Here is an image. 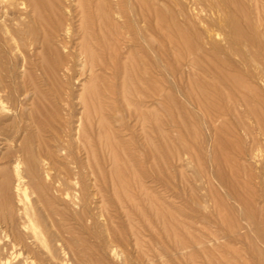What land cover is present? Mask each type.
Here are the masks:
<instances>
[{
	"label": "rangeland",
	"instance_id": "374dc122",
	"mask_svg": "<svg viewBox=\"0 0 264 264\" xmlns=\"http://www.w3.org/2000/svg\"><path fill=\"white\" fill-rule=\"evenodd\" d=\"M86 1L89 3L87 4ZM135 1L45 0L52 9L45 11L46 8L42 7L40 17L27 0H0V181L2 185L4 183L8 185L7 188L0 182V238L2 239L5 233L12 232L11 223L21 229V221L27 220L25 214L27 212L39 224L46 239L45 245L48 246L44 248L40 240H36L34 246L42 250L40 258L42 262L39 261L37 264L61 262L62 264L70 262L71 264H258L260 263L258 257L249 251L248 246L252 243L254 247L264 249L260 238L259 240L257 238L259 220L264 219L262 217L264 216V51H262L264 29L258 28L256 31L257 38L260 39V42L255 44L257 47L241 45L243 50L237 48V53L234 51L233 54L224 44L223 36L219 35V37L212 31V21L221 13L218 9V11L215 8L211 9L213 0H153L168 18L184 23V26L187 25L189 29L191 27L190 30H194L190 31L192 33L188 31V35L186 31L187 36L184 38L197 47L194 52H185L184 56V53L176 48L182 37H178L174 29L171 32L170 28L164 30L167 32L164 36L151 29H145L144 23L139 20L134 10ZM87 7L90 11L85 9ZM215 11L220 13H214ZM103 12L104 15L108 14L109 21ZM151 22L153 23V18ZM193 33L197 35L194 36ZM214 35L219 45L218 50L214 49V52L216 50L218 53L213 55L211 39H214ZM147 38L149 49L145 43ZM99 40H105L104 42L110 47L108 50L104 49L106 53L101 52L102 48L98 49ZM84 41H88L86 43L98 49L93 47L91 56L93 60H87L89 64L92 62V65L86 64V59L77 55L78 48ZM188 41L187 43H190ZM111 47H116L118 52H115V49L112 51ZM51 48L58 50L63 57H67L71 61L68 62L70 65H65L67 59L63 60L55 55ZM144 49L146 52H143ZM162 49L167 55L166 62L158 66L156 54ZM113 52L116 53L117 71L120 70L116 77L111 71L113 65L110 66L113 63ZM182 55L185 58H182ZM75 57L77 59L74 61ZM145 57L149 62L143 63ZM243 57L246 58L247 63ZM108 59L110 61L105 63ZM192 59H195L196 63L200 61L196 64L191 61ZM94 63L98 66L93 65ZM100 63H104L106 67L104 68V65L99 67ZM215 63L219 66L217 67L218 64ZM71 64H73L72 69ZM48 68L56 75L50 72L49 74ZM65 68L68 70L64 72ZM126 68L129 69L128 72ZM215 68L222 69V75L225 72V77L232 86L229 81L228 83L225 81L227 78L215 74ZM130 70H133V73L137 72L135 73L137 79L142 77L138 86L149 87L146 85L152 81V84L149 82L150 87L146 90L138 88L137 79L134 78L135 82L134 79L130 82L128 76V79H125L126 75L132 73ZM231 72L237 73L238 78L235 76V79L237 81L240 79L239 82L235 81V84L232 82L235 79ZM66 73H69V76ZM143 77L150 79L146 83ZM241 82L245 85L238 84ZM236 84L239 88L233 90L232 87ZM197 85L212 92L208 93L206 90L201 94L204 91L198 86L202 95L200 97ZM134 86H137L136 89ZM159 86L166 95L163 105H159V93L155 91L156 95L154 92ZM132 88L135 94L137 88H141L140 91L147 92L149 89L152 92L148 93V99H146L148 96L143 97L145 95L142 94L140 100L144 103L135 105L132 103L135 98L133 91L130 90ZM118 89L122 97L117 94ZM110 91L111 93L116 91L117 97ZM213 92L219 96L215 99L217 98L221 103L211 99L214 97ZM208 94L211 98L205 97L209 96ZM243 95L244 101L241 98ZM64 97L69 101L66 99V102ZM197 98H200L202 103ZM214 103L218 106L216 107ZM201 104L208 109L210 115L203 111L205 109ZM134 111L142 112L140 114L144 119L151 113L162 115L157 116L162 120V131L166 134L164 136L163 132L166 141H164L166 144L164 142L163 144L166 147L162 153L165 154L162 156L161 153L158 154L163 157L162 159L157 155L154 156L155 158L152 155L146 157V150L142 151L147 145L146 136L150 135L148 137L150 139L152 133L150 134L149 131L147 132L149 135L144 136L142 117L139 116L141 119L135 121L134 114H137L136 118L140 114ZM214 112L218 115L216 113L215 116ZM128 115L130 118H127ZM114 116L118 121L121 118V121L118 122ZM80 117L86 118L83 119V128L88 132L84 129L82 140L77 138L78 135L76 136L80 128L78 122ZM40 118L46 119L47 125L43 120L42 126L39 123ZM55 120L58 121V123L56 121L57 126L54 125ZM65 121L69 122V127L66 125L68 122ZM48 124H51V127H47L50 126ZM68 129L71 131L69 132ZM15 130L18 133L13 141H10L9 134L10 132L11 135L15 134ZM67 132L72 134L70 140L69 135H66ZM86 137L88 140L85 139ZM153 137L155 138V134ZM44 138L46 141H43ZM130 139L133 141H129ZM155 140L152 142H157ZM112 141L116 143L115 146L110 143ZM22 142L23 147L20 146ZM38 142H40L39 146ZM82 142L83 144L86 142L84 146ZM66 143L69 148L68 155L64 150ZM85 146L89 149H85ZM111 147L115 150H111ZM87 150L90 154H87ZM47 153L50 159L47 158ZM17 162L18 164L21 162L19 166L17 165L19 171L16 169L19 175L14 173ZM65 172L69 174L66 175ZM5 177L8 178L6 179L9 180L8 182ZM17 181L21 187L27 186L28 198L20 194L21 201L19 195L16 196ZM74 183L79 186L77 184L75 186ZM54 184L56 187H61L59 192L52 187ZM4 187L6 191H3ZM52 208L57 210L56 214L60 209H64L66 215L64 218L60 210L63 216L61 212H59L61 218L59 214L54 215V222L56 224L64 222L60 224H67L66 227L72 229L70 236L68 233L62 234V237L65 235L63 238H66L64 245L60 244L62 243L60 241L57 244V231L50 226L51 221L47 214ZM78 216L82 220H79ZM78 220L82 222L79 223ZM68 223L72 226H68ZM61 245L65 248H61ZM3 253L5 255V251ZM19 256V259H22L23 255Z\"/></svg>",
	"mask_w": 264,
	"mask_h": 264
},
{
	"label": "bare ground",
	"instance_id": "6f19581e",
	"mask_svg": "<svg viewBox=\"0 0 264 264\" xmlns=\"http://www.w3.org/2000/svg\"><path fill=\"white\" fill-rule=\"evenodd\" d=\"M26 1V0H25ZM126 1V0H125ZM27 2H28V4H30L31 5V7H32V9H33V11L37 14V16H40V11H41V8L43 7V9H44V7L46 8L45 9V11L47 10V9H49V10H51L52 9V7H50V5H48V3L47 2H45V0H27ZM26 2V3H27ZM54 2V1H53ZM84 2H85V0H84ZM136 2V7H135V9L134 10H136V14H137V16L139 17V20H141L143 23H144V26H145V29H151V30H153V31H156V32H158V34L160 35V36H164L165 35V32L166 31H164V30H166V29H169L170 30V32H171V30H173V31H175L174 33H176L177 34V36L178 37H182L181 39L180 38H178V40L180 39V40H182L181 42H178L177 43V49H179L180 51H182L183 53V55L185 56L186 54H185V52H191V51H193L197 46H195L194 47V45H192V42L190 41V43H187V41L188 40H186V38H184V37H186L187 35H188V31H189V33H192V32H190V31H194V30H190L191 29V27H190V29H189V27L186 25V26H184L185 24L184 23H178V22H176V21H174L172 18H168V16H166V14L164 13V11H163V9L161 8V7H159L158 5H156L155 4V1H153V0H136L135 1ZM81 3V2H80ZM86 3H87V1H86ZM86 3L84 4V6L86 5ZM89 3V2H88ZM87 3V4H88ZM92 3V2H91ZM108 5V4H107ZM212 6V8L211 9H213V8H215L216 10L218 9V10H220L221 11V13H222V15H221V13H220V11L218 12V13H220V16L218 17V15H216V14H214L215 16H217L218 18H216L215 20H213L212 22V31H214V34H216V35H222L223 36V38H222V40H224L225 42H224V44L225 45H227V47L231 50V52H233V54H235V52H236V50H237V48H239L238 50H240V48L242 49V47H247V46H253V45H255L256 43H259L260 42V39L259 38H257V34H256V31H258L257 29L258 28H261V29H264V0H215V2H214V0H213V2H212V4H211ZM100 6V5H99ZM216 6V7H215ZM91 7V6H90ZM96 8V7H95ZM105 9H106V7H104ZM103 8V9H104ZM107 8H108V6H107ZM83 9V8H82ZM87 11H90V10H88V7L87 8H85ZM90 9V8H89ZM104 9V10H105ZM125 9V8H124ZM84 10V9H83ZM214 10V9H213ZM212 10V11H213ZM217 10V11H218ZM82 11V10H81ZM95 11V10H94ZM107 11V13H108V10H106ZM129 11V10H128ZM127 10H126V12H128ZM217 11H215L214 13H217ZM53 12H55V11H53ZM86 13V12H85ZM84 13V14H85ZM92 13V12H91ZM106 13V12H105ZM217 13V14H218ZM93 14H94V12H93ZM97 14V13H96ZM95 14V15H96ZM99 14V13H98ZM103 15H104V12H103ZM56 16H57V14H56ZM88 16H90V15H88ZM104 16H106L107 18H108V21H109V17H108V14L107 15H104ZM36 17V16H35ZM41 17V16H40ZM47 18V17H46ZM89 18V17H88ZM152 18H153V23L151 22L152 21ZM89 19H92V18H89ZM104 19V18H103ZM105 21L107 20L106 18L104 19ZM90 22H92V21H90ZM93 23V22H92ZM105 23V22H104ZM110 23H112V22H110ZM4 24V23H3ZM108 24V23H107ZM93 25V24H92ZM112 25V24H111ZM130 25V24H129ZM104 26V25H103ZM84 27H85V24H84ZM111 27V26H110ZM116 27V26H115ZM132 27V26H131ZM90 28V27H89ZM101 28H102V26H101ZM108 28V27H107ZM114 28V27H113ZM106 29V28H105ZM147 29V30H148ZM193 29V28H192ZM260 30V29H259ZM89 31V30H88ZM104 31V30H103ZM106 31H108V30H106ZM116 31V30H115ZM152 31V32H153ZM186 31H187V35H186ZM105 32V31H104ZM147 32V31H146ZM155 32V33H156ZM163 32H164V34H163ZM92 33V32H91ZM167 33V32H166ZM259 33V32H258ZM113 34H115L114 33V31H113ZM151 34V33H150ZM157 34V35H158ZM195 33H193V35H194ZM262 34H264V33H262ZM42 35V34H41ZM173 35V34H172ZM190 35V34H189ZM197 34H195L194 36H196ZM260 35V34H259ZM99 36V35H98ZM101 36V35H100ZM105 36V35H104ZM104 36H103V38H104ZM176 36V35H175ZM191 36V35H190ZM116 37V36H115ZM220 37V36H219ZM100 38V37H99ZM110 38V37H109ZM158 38V37H157ZM164 38H166V37H164ZM190 38V37H189ZM192 38V37H191ZM158 39H161V40H163L162 38H158ZM188 39V38H187ZM214 39H215V35H214ZM211 39V44H212V47H213V50H212V52L211 53H213V55L214 54H217L218 53V51H217V53H216V50H218L217 49V47H218V42L216 41L217 39ZM101 40H103V39H101ZM101 40H99V42L97 41V44L99 45V47H98V49L99 50H101L100 48H102L103 50H101V52L103 53H106L105 51H104V49H106V50H108V45L104 42V41H101ZM194 40V39H193ZM158 41V40H157ZM188 41V42H189ZM262 41H264V40H262ZM86 42H88V41H86ZM85 41L80 45V48H78V51H77V55H80L81 57L83 56V58L84 59H86V61L87 60H93V58L91 57L92 56V48L94 47V49L96 48V46H93L92 47V45H90V43L88 44V43H86ZM108 42V41H107ZM176 42V41H175ZM198 42V41H197ZM66 43V42H65ZM146 45H148L147 47H148V49H149V39L147 38L146 39ZM181 43V44H180ZM15 44V43H14ZM163 44V43H162ZM194 44H196V42L194 43ZM198 44H200L199 42H198ZM240 45V47H237V46H239ZM241 45H242V47H241ZM243 45H245V46H243ZM259 45V44H258ZM262 45H264V44H262ZM52 46H54V45H52ZM256 47H257V45H255ZM114 47V46H113ZM198 47H199V45H198ZM249 47V48H250ZM216 48V50H215V52H214V49ZM227 48V49H228ZM262 48H264V47H262ZM52 49V48H51ZM94 49H93V51H94ZM97 49V48H96ZM97 49V50H98ZM109 49H110V47H109ZM113 49H115L114 51L115 52H118V49L115 47V48H112L111 47V50L113 51ZM134 48H132V50H133ZM220 49V48H219ZM227 49H225V51L227 50ZM228 49V50H229ZM48 50V49H47ZM52 50H54V49H52ZM233 50V51H232ZM243 50V49H242ZM255 50V49H254ZM235 51V52H234ZM257 51V50H256ZM262 51H264V49H262ZM52 52V51H51ZM54 53H55V55H58V56H60L61 57V59H67V57H63L62 55H60L59 54V51L57 50V51H53ZM95 52V51H94ZM143 52H146L145 51V49L143 50ZM194 52V51H193ZM220 52V51H219ZM229 52V51H228ZM240 52V51H239ZM251 52V51H250ZM259 52H261V51H259ZM58 53V54H57ZM97 53H99V52H97ZM102 53H100V57H102L101 55H102ZM132 53V52H131ZM210 53V52H209ZM227 53V52H226ZM237 53V52H236ZM241 53V52H240ZM70 54H72L71 52H70ZM113 54H114V52H113ZM112 54V55H113ZM118 54V53H117ZM133 54V53H132ZM239 54V53H238ZM242 54H244V53H242ZM261 54V53H260ZM54 55V54H53ZM74 55V54H73ZM97 55V54H96ZM99 55V54H98ZM105 55H107V54H105ZM104 55V56H105ZM131 55V54H130ZM151 55V54H150ZM182 55V56H183ZM225 55V54H224ZM230 55H232V53L230 54ZM75 56V55H74ZM74 56H73V58H74ZM107 56H109V55H107ZM111 56V55H110ZM143 56V55H142ZM147 56V55H146ZM166 52L164 53V50L162 49V51L161 50H159L158 52H157V54H156V59H157V64H158V66H160V65H162L163 63H165L166 62ZM181 56V57H182ZM182 57V58H185V57ZM201 56V55H200ZM203 56V55H202ZM205 56V55H204ZM216 56H218V55H216ZM242 56H244V55H242ZM255 56V55H254ZM262 56V55H261ZM71 57H72V55H71ZM144 57V56H143ZM148 57V56H147ZM147 57H145L146 59L144 60V62L143 63H146L145 61H147V62H149V60H148V58ZM181 57H180V59H181ZM198 57V56H197ZM206 57H207V54H206ZM219 57V56H218ZM225 57V56H224ZM227 57H229V56H227ZM241 57V56H240ZM245 57V56H244ZM243 57V58H244ZM252 57V56H251ZM45 58V57H44ZM73 58H72V60H73ZM99 58V57H98ZM106 58V57H105ZM139 58V57H138ZM137 58V59H138ZM195 58V57H194ZM205 58V57H204ZM210 58V57H209ZM208 58V59H209ZM242 58V59H243ZM257 58V57H256ZM47 59V58H46ZM77 58L75 57V59H74V61L76 60ZM100 59V58H99ZM134 59V58H133ZM197 59V58H196ZM201 59V58H200ZM206 59V58H205ZM215 59V58H214ZM213 58H212V60H214ZM218 59V58H217ZM216 59V60H217ZM224 59H226V57L224 58ZM224 59H222V60H224ZM228 59V58H227ZM245 60H246V58H244ZM243 59V60H244ZM70 60H71V58H70ZM82 60V59H81ZM91 60V61H92ZM115 60H116V53L112 56V61H113V63H111V65L110 66H112V74H113V76H117V73H119L118 71H120V70H118L117 71V69H118V67H117V62H115ZM184 60V59H183ZM231 60V59H230ZM242 60V61H243ZM244 60V61H245ZM58 61V60H57ZM100 61V60H99ZM110 60L108 59L107 60V62H105V63H108ZM136 61V60H135ZM192 62H194V63H196V60L195 59H192L191 60ZM200 61V60H199ZM199 61L196 63V64H198L199 63ZM244 61H243V63H244ZM61 61H59V63H60ZM64 62H66V61H64ZM68 62H70L71 63V61H69L68 59H67V64L65 63V65H70V64H68ZM73 62V61H72ZM84 62H85V60H84ZM88 62V61H87ZM86 62V64H89V62L87 63ZM98 62V61H97ZM134 62V61H133ZM201 62L203 63V61L201 60ZM92 63V62H91ZM90 63V64H91ZM246 63H247V60H246ZM61 64V63H60ZM59 64V65H60ZM86 64H84V65H86ZM89 64V65H90ZM97 65V63H94L93 65ZM131 64V63H130ZM136 64H137V61H136ZM151 64V63H150ZM215 64H218V63H215ZM214 64V65H215ZM222 64V63H221ZM238 64V63H237ZM72 65L73 64H71V66H70V68L72 67ZM92 65V64H91ZM100 65L101 66H99V67H102L103 65V67L105 68L106 67V65L104 64V63H100ZM108 65V64H107ZM129 65V64H128ZM134 65V64H133ZM133 65H130L131 67H133ZM147 65H148V63H147ZM235 65V64H234ZM234 65H232V67L234 66ZM62 66V65H61ZM63 66H64V64H63ZM62 66V69H64V67ZM98 66V65H97ZM130 66H128L129 67V69H130ZM150 66V65H149ZM219 66V64L217 65V67ZM44 67H46V66H44ZM60 67V66H59ZM67 67V66H66ZM136 67V66H135ZM144 67V66H143ZM216 67V66H215ZM47 68V67H46ZM54 68V67H53ZM61 68V67H60ZM84 69H85V67H83ZM89 68H91V67H89ZM134 68V67H133ZM138 68V67H137ZM150 68V67H149ZM214 68V67H213ZM234 68H236V72H237V67H236V65H235V67ZM50 69H52V68H50ZM56 70H57V68H55ZM72 69V68H71ZM127 69V68H126ZM129 69H127V71L126 72H128V70ZM132 69V68H131ZM216 70H215V74H217V75H219V76H223L222 78H227V77H225V72H224V75H222V73H221V71H222V69L220 70V69H218V68H215ZM61 70V69H60ZM66 70H68V68L66 69L65 68V70H63L64 72L66 71ZM224 70V69H223ZM58 71H59V69H58ZM132 73H133V70H130ZM239 71V70H238ZM257 71V70H256ZM50 72V70H49V68H48V73ZM71 72V71H70ZM131 72H129V73H131ZM213 72V71H212ZM50 73H52V74H55L56 75V73L54 72H50ZM49 73V74H50ZM128 74V75H126V78L125 79H128L127 78V76L129 77V81L130 80H133L134 78L135 79H137V77H135V73H137L136 71H135V73H133V74ZM232 73V72H231ZM230 73V74H231ZM234 73V72H233ZM232 73V77L235 79V76L238 78V76L236 75V74H233ZM67 74V73H66ZM69 74V73H68ZM67 74V76H69ZM111 74V73H110ZM214 74V73H213ZM137 75V74H136ZM141 75V74H140ZM227 75H229V74H227ZM145 77V76H144ZM143 77V78H144ZM231 77V80H233V78ZM98 79V78H97ZM124 79V80H125ZM135 79H134V82H135ZM146 78H144L143 79V81H145L146 83H147V81H149V79L150 78H148L147 77V79L145 80ZM127 80V81H128ZM142 80V77H140V78H138L137 79V86H138V84H139V81H141ZM217 80V79H216ZM127 81H126V83H127ZM212 81V80H211ZM218 81H220V80H218ZM225 81H227V83H228V81H229V79L227 78ZM235 81L236 82H239L240 81V79H239V81H237V79H235L234 81H232L234 84H235ZM124 82V81H123ZM131 82V81H130ZM150 82V81H149ZM149 82L147 83L148 85H146L145 83V85L146 86H149L150 87V85H149ZM195 82V81H194ZM245 82H247V81H244V83ZM126 83H124L125 85H126ZM129 83V82H128ZM141 83H143V82H141ZM140 83V84H141ZM229 83H231L230 81H229ZM135 84V85H136ZM150 84H152V81L150 82ZM217 84V83H216ZM220 84V83H219ZM239 85H245V84H243L242 82L241 83H238ZM238 84H236V86L235 85H233V90L235 89H237V88H239L237 85ZM203 85V84H202ZM227 85H229V84H227ZM231 86H232V83L230 84ZM229 85V86H230ZM89 86V85H88ZM131 86V85H130ZM137 86H134V88L136 89V87ZM199 85H197V89H198V91H199V95H200V88L202 89V91H204V92H202L201 94H204L205 92H206V90H204L202 87H198ZM204 86V85H203ZM226 86V85H225ZM235 86V87H234ZM111 87H113V86H111ZM110 87V88H111ZM117 87V86H116ZM139 87H141V88H145L144 86L142 87V86H138V88ZM149 87H146L145 88V90L147 89V88H149ZM154 87V86H153ZM207 87H209V86H207ZM246 87H247V84H246ZM248 87H250L249 85H248ZM114 88H115V86H114ZM119 88V87H118ZM131 88V87H130ZM134 88H132V89H130V90H134ZM137 88V90H136V94H135V92L133 91H131L132 92V94L133 95H135V98H134V96H131V98H134L133 100H132V103H134L135 105H137L138 103H144V102H141V100H140V96H142V94L143 95H145V96H143V97H146V96H148L146 99H148L149 98V92H152L151 90L149 91V89L147 90V92L144 90V91H140V90H142L141 88L140 89H138ZM210 88H212V87H210ZM221 88V87H220ZM223 88H224V86H223ZM254 88V87H253ZM128 89V88H127ZM156 89V90H155ZM154 89V92L156 91V92H158L159 93V105H163L164 104V102H165V100H164V96H166V95H164V90H163V88L162 87H158V88H155ZM228 89V88H227ZM230 89V88H229ZM250 89H251V87H250ZM255 89V88H254ZM116 90V89H115ZM119 90L120 89H118V95L121 93H119ZM212 90H214V88H212ZM225 90V89H224ZM93 91V90H92ZM111 91H112V89H111ZM111 91H110V93H111ZM123 91V90H122ZM140 91V92H139ZM163 91V92H162ZM208 91V90H207ZM209 91H211V90H209ZM209 91H208V93H209ZM215 91H217V90H215ZM214 91V92H215ZM230 91V90H229ZM96 92H98V91H96ZM125 92V91H124ZM131 92H129L130 94H131ZM153 92V93H154ZM156 92H155V94H156ZM212 92V91H211ZM213 92V93H214ZM114 93V94H113ZM115 93H116V91L115 92H112L111 94L114 96L115 95ZM128 93V92H127ZM163 93V94H162ZM197 93V92H196ZM229 93V92H228ZM230 93H231V91H230ZM232 93H233V91H232ZM122 94V93H121ZM120 94V95H121ZM131 94V95H132ZM207 94V93H206ZM226 93L224 92V95H225ZM88 95H90V94H87V96ZM127 95V94H126ZM157 95V94H156ZM209 96H205V97H208V98H211L210 97V94H208ZM231 95H233V94H231ZM245 95V94H244ZM244 95L241 97L242 99H243V97H244ZM253 95V94H252ZM66 96V95H65ZM116 96V95H115ZM196 96H198V95H196ZM196 96H195V99H196ZM202 95H200V97H201ZM212 96H214L213 98H211V99H214L213 101L215 102H218V103H221V102H219L218 101V99L216 100L215 99V97L217 96V95H215V93L212 95ZM228 96V95H227ZM239 96V95H238ZM255 96V95H254ZM84 97V96H83ZM117 97V96H116ZM115 97V100L117 99ZM121 97H122V95H121ZM127 97V96H126ZM217 97H219V96H217ZM223 97V96H222ZM229 97V96H228ZM246 97V96H245ZM88 98V97H87ZM66 102H67V98H63ZM67 99V100H66ZM79 99V98H78ZM145 99V100H146ZM200 99V98H199ZM198 98H197V100L198 101H200ZM207 99V98H206ZM220 99V98H219ZM238 98H236V100H237ZM245 99V98H244ZM244 99H243V101H244ZM89 100V99H88ZM135 100V101H134ZM143 100V99H142ZM145 100H143V101H145ZM228 100H230V99H228ZM239 100V99H238ZM249 100V99H248ZM69 101V100H68ZM197 101V102H198ZM202 101V100H201ZM200 101V103H202ZM212 100H211V102H213ZM224 101V100H223ZM1 102V101H0ZM65 102V103H66ZM147 102V101H146ZM145 102V103H146ZM36 103H37V101H36ZM91 103V102H90ZM203 103H204V100H203ZM31 104V103H30ZM67 104V103H66ZM86 104H87V102H86ZM88 104H89V101H88ZM167 104V103H166ZM213 104V103H212ZM215 104V106L217 105L216 103H214ZM231 104H232V102H231ZM40 105V104H39ZM202 105V104H201ZM207 105H209L208 104V102H207ZM246 105V104H245ZM249 105V104H248ZM247 105V106H248ZM33 106V105H32ZM88 105H86V107H87ZM100 106V105H99ZM99 106H98V109H100L101 108V106H100V108H99ZM147 106V105H146ZM166 106V105H165ZM198 106H199V104H198ZM204 105H202L201 107H203ZM218 106V105H217ZM216 106V107H217ZM232 106V105H231ZM246 106V107H247ZM250 106V105H249ZM42 107H43V105H42ZM54 107V106H53ZM86 107H85V109H86ZM205 107V106H204ZM203 107V108H204ZM32 108V107H31ZM92 108V107H91ZM163 109H164V107H162ZM199 108V107H198ZM230 108V107H229ZM36 109V108H35ZM45 109V108H44ZM43 109V110H44ZM87 109H90V108H87ZM96 109V108H95ZM205 110H203L204 112L206 111H208V109L207 108H204ZM207 109V110H206ZM18 110V109H17ZM101 110V109H100ZM214 110V109H213ZM217 110V109H216ZM254 110V109H253ZM15 111V110H14ZM38 111V110H37ZM93 111V110H92ZM97 111V110H96ZM209 111H211V110H209ZM251 111H252V109H251ZM17 112V111H16ZM33 112V111H32ZM57 112V111H56ZM101 112V111H100ZM134 112H138V111H134ZM41 113V112H40ZM43 113V112H42ZM98 113V112H97ZM141 114H142V112H140ZM139 112H138V114H140ZM148 113V112H147ZM149 113H151L150 111H149ZM215 113V116H216V113L217 112H214ZM34 114V113H33ZM56 114V113H55ZM60 114V113H59ZM128 114H131L132 115V113H129L128 112ZM138 115V118H136L137 116V114L135 113L134 115H135V121H137L139 118L141 119V117H142V115ZM156 115H154V114H150V116H147L145 119L142 117V119H144V121L141 119V121H142V125L144 126V133H145V135L144 136H146V135H149L148 133H149V131H150V134H151V136L153 137V135L155 134V138L153 137H151L152 138V140H151V138L149 139L148 137L150 136H146V138H145V141H146V143L145 144H147L146 146H145V149L144 150H142L143 152L146 150V152H145V155H146V157L148 156H150L151 157V155L154 157L155 155H157V156H159L160 157V155H158V154H160L161 153V156L163 155V154H165V153H162L164 150V147H166V141L164 140V136H166V134H165V132L164 131H162L163 130V128H162V124H161V121L162 120H160L157 116H162V115H158L157 113H155ZM162 114V113H161ZM207 114L208 115H210V113L209 112H207ZM206 114V115H207ZM23 115V114H22ZM58 115V114H57ZM61 115V114H60ZM148 115V114H147ZM212 115V114H211ZM217 115H218V113H217ZM55 116V115H54ZM53 116V119H55V117ZM129 117H127V118H130V115H128ZM139 116H141V117H139ZM205 116V115H204ZM61 117V116H60ZM71 117V116H70ZM87 117V116H86ZM114 117H116V116H114ZM132 117H134L133 115H132ZM145 117V116H144ZM210 117H213V116H210ZM51 118V117H50ZM68 118H69V116H68ZM90 118V117H89ZM88 118V119H89ZM112 118H113V116H112ZM52 119V120H53ZM66 119V118H65ZM64 119V120H65ZM83 119H86V118H83V117H80V121H78L79 122V126H80V128H79V130H78V132L75 130V132H77L78 134H76V136H77V138L79 139V140H82L83 139V137H81V135H82V133L84 132V129H86V128H83ZM87 119V120H88ZM116 120L118 119L117 117L115 118ZM115 119H114V121H115ZM120 120L119 121H121V118H119ZM137 119V120H136ZM183 119V118H182ZM211 119V118H210ZM228 119V118H227ZM40 121H39V123L40 124H42L43 122H45V121H47L46 119L44 120V119H42L41 120V118L39 119ZM44 120V121H43ZM68 120V119H67ZM90 120H92L91 118H90ZM101 120V119H100ZM179 120V119H178ZM41 121H43V122H41ZM56 121L57 120H55V124L54 125H56ZM58 121H60L59 119H58ZM58 121H57V123H58ZM118 121V120H117ZM118 121V122H119ZM140 121V122H141ZM210 121V120H209ZM217 121V120H216ZM227 121V120H226ZM229 121V120H228ZM49 122V121H48ZM62 122V125H63V121H61ZM68 121H65V123H67ZM86 122H88V121H86ZM116 122V121H115ZM139 122V121H138ZM208 122V121H207ZM31 123H33V122H31ZM46 123V122H45ZM50 123H52L51 121H50ZM92 123V122H91ZM90 123V124H91ZM131 123H133V122H131ZM144 123H145V125H144ZM37 124V123H36ZM68 124H69V122L66 124L67 125V127H69L68 126ZM77 124V123H76ZM88 124H89V122H88ZM93 124V123H92ZM91 124V125H92ZM134 124V123H133ZM163 124H164V122H163ZM213 124V123H212ZM46 125H47V123H46ZM48 125H50V126H47V127H51V124H48ZM53 125V126H54ZM110 125V124H109ZM226 125V124H225ZM42 126H43V124H42ZM57 126V125H56ZM78 126V127H79ZM99 126V125H98ZM128 126V125H127ZM147 126L149 127V128H147ZM21 127V126H20ZM55 127V126H54ZM54 127H52V128H54ZM78 127H77V129H78ZM89 127V126H88ZM103 127H104V125H103ZM107 127V126H106ZM120 127V126H119ZM135 127V126H134ZM213 127V126H212ZM18 127H16V129H17ZM89 128H91V127H89ZM127 128V127H126ZM125 128V129H126ZM136 128V127H135ZM162 128V129H161ZM19 130L21 129V128H18ZM38 129V128H37ZM50 129V128H49ZM70 129V128H69ZM68 129V131L70 132L71 130H69ZM120 128H118V130H119ZM228 129V128H227ZM41 130V129H40ZM81 130H83L82 132H81ZM107 130H109V129H107ZM16 131V130H15ZM26 131V130H25ZM24 131V132H25ZM86 132H87V129L85 130ZM89 131V130H88ZM115 131V130H114ZM113 131V134H115V132ZM146 131V132H145ZM195 131V130H194ZM56 132V131H55ZM69 132H67L66 133V135L68 136V139H69V137L72 135L71 133L69 134ZM137 132V131H136ZM140 132V131H139ZM148 132V133H147ZM163 132H164V136H163ZM189 132V131H188ZM17 131H16V133L15 134H13V135H11L12 134V132H10V141H13V138L14 137H16V135H17ZM33 133V132H32ZM88 133V132H87ZM104 133V132H103ZM121 133V132H120ZM147 133V134H146ZM195 133V132H194ZM56 134V133H55ZM60 134V133H59ZM6 135H7V133H6ZM35 135V134H34ZM57 135H58V133H57ZM56 135V136H57ZM62 135V134H61ZM5 136V135H4ZM8 136V135H7ZM35 136H37V135H35ZM50 136V135H49ZM53 136H54V134H53ZM55 136V137H56ZM89 136V135H88ZM72 137V136H71ZM197 137V136H196ZM7 138V137H6ZM50 138H51V136H50ZM50 138H48V139H50ZM76 138V139H77ZM82 138V139H81ZM89 138V137H88ZM96 139H97V137H95ZM20 139V138H19ZM56 139V138H55ZM55 139H54V141H55ZM85 139H87V137L85 138ZM122 139V138H121ZM154 139H156L155 141H157V142H155V143H153L154 141ZM8 140V141H9ZM16 140V139H15ZM53 140V139H52ZM70 140V139H69ZM88 140V139H87ZM90 140V139H89ZM92 141H93V139H91ZM98 140V139H97ZM110 140V139H109ZM24 141V140H23ZM43 141H46L45 140V138H44V140ZM102 141V140H101ZM105 141H107V139L105 140ZM111 141V140H110ZM129 141H133V140H129ZM153 141V142H152ZM165 141V142H164ZM25 142V141H24ZM27 142V141H26ZM41 142H42V139H41ZM84 142V141H83ZM83 142L81 143L83 146L85 145V143L83 144ZM118 142V141H117ZM121 142V141H120ZM163 142L165 143V144H163ZM13 143V142H12ZM19 143H20V141H19ZM40 142H38V146L40 145L39 144ZM43 143H45V142H43ZM67 143H68V141H67ZM66 143V144H67ZM71 143V142H70ZM102 143V142H101ZM109 143V142H108ZM107 142H106V144H108ZM110 143H112V144H114L113 143V141L112 142H110ZM109 143V144H110ZM119 143V142H118ZM117 143V146L119 145ZM128 143V142H127ZM143 143V142H142ZM99 144H100V142H99ZM108 144V145H109ZM19 145V144H18ZM88 145H90L89 146V148L91 147V144H90V142L88 143ZM93 145V144H92ZM98 145V144H97ZM111 145V144H110ZM116 145V143L114 144V145H112V146H115ZM165 145V146H164ZM21 147H23L24 146V143L22 142V145H20ZM19 146V147H20ZM68 146V144L66 145V147L64 148V150H65V154L66 155H68V151H69V148L67 147ZM94 146V145H93ZM107 146V145H106ZM131 146V145H130ZM82 147V146H81ZM86 147V148H85ZM84 148L85 149H89V148H87L88 146H85ZM95 147V146H94ZM119 147V146H118ZM122 147V146H121ZM222 147V146H221ZM16 148V147H15ZM36 148H38V147H36ZM71 148V147H70ZM109 147H107V149H108ZM116 148V147H115ZM133 148V147H132ZM40 149V148H39ZM84 149V150H85ZM129 149V148H128ZM167 149V148H166ZM11 150V149H10ZM19 150H20V148H19ZM91 150V149H90ZM95 150V153H96V149H94ZM104 150V149H103ZM111 150H115L114 149V147L112 148L111 147ZM118 150V149H117ZM116 150V151H117ZM127 150V149H126ZM133 150V149H132ZM251 150V149H250ZM23 151H25V149L23 150ZM89 150H87V152H88ZM109 151V150H108ZM115 151V152H116ZM131 151V150H130ZM129 151V152H130ZM166 151V150H165ZM19 152V151H18ZM35 152V151H34ZM38 152V151H37ZM71 152V151H70ZM86 152V151H85ZM90 152V151H89ZM87 153V154H90V153ZM112 152V151H111ZM115 152H113V153H115ZM118 152V151H117ZM136 152V151H135ZM92 153V152H91ZM196 153V152H195ZM11 154V153H10ZM36 154V153H35ZM38 154V153H37ZM49 153H47V158H49L50 157V155H48ZM112 154V153H111ZM130 154V153H129ZM134 154V153H133ZM177 154V153H176ZM101 155V154H100ZM132 155V154H131ZM27 156V155H26ZM25 156V158H27ZM118 156V155H117ZM132 157V156H131ZM133 157H134V155H133ZM199 157V156H198ZM20 158V157H19ZM18 158V161H20V159ZM96 158V157H95ZM111 158V157H110ZM115 158V157H114ZM118 158V157H117ZM121 158V157H120ZM155 158V157H154ZM161 158V157H160ZM163 158V157H162ZM161 158V159H162ZM28 159V158H27ZM50 159V158H49ZM80 159V158H79ZM165 159V158H164ZM60 160V159H59ZM14 161V160H13ZM53 161V160H52ZM27 162H29V161H27ZM83 162V161H82ZM97 162V161H96ZM15 163V162H14ZM21 163V162H20ZM19 163V164H20ZM72 163V162H71ZM139 163V162H138ZM19 164H18V162L16 163V168L14 169L15 171H16V169H18L17 168V165L19 166ZM24 164V163H23ZM54 164V163H53ZM27 165V164H26ZM45 165V164H44ZM70 165V164H69ZM99 166V165H98ZM28 167V166H27ZM31 167V166H30ZM45 167V166H44ZM52 167V166H51ZM157 167V166H156ZM63 168H65L66 169V167H63ZM75 168V167H74ZM88 168H89V166H88ZM99 168V167H98ZM167 168V167H166ZM26 169H28V168H26ZM64 169V170H65ZM21 170V169H20ZM44 170H47V169H44ZM60 170V169H59ZM63 170V171H64ZM90 170V169H89ZM92 170V169H91ZM97 170V169H96ZM100 170V169H99ZM18 171H19V169H18ZM48 171V170H47ZM57 171V170H56ZM67 171H68V169H67ZM118 171V170H117ZM116 171V172H117ZM135 171V170H134ZM25 172V171H24ZM34 172V171H33ZM69 172V171H68ZM98 172V171H97ZM167 172V171H166ZM221 172V171H220ZM14 173H17V171L16 172H14ZM64 173V172H63ZM66 173V172H65ZM70 173V172H69ZM68 173V174H69ZM91 173V172H90ZM94 173V172H93ZM159 173V172H158ZM18 174V173H17ZM47 174H49V173H47ZM46 174V175H47ZM67 173H66V175H68ZM95 174V173H94ZM123 174V173H122ZM206 174V173H205ZM7 175V174H6ZM19 175V174H18ZM18 175H16V176H18ZM61 175V174H60ZM21 176V175H20ZM45 176V175H44ZM7 177V176H6ZM5 177V180L6 179H8V178H6ZM51 177V176H50ZM66 177V176H65ZM95 177H97V176H95ZM125 177V176H124ZM123 177V178H124ZM139 177V176H138ZM3 178H4V176H3ZM18 178V177H17ZM121 178V177H120ZM135 178V177H134ZM36 179V178H35ZM45 179V178H44ZM62 179V178H61ZM18 181H19V179H17ZM53 180H56V179H53ZM114 180V179H113ZM134 180V179H133ZM7 181V180H6ZM9 181V180H8ZM7 181V182H8ZM17 181V182H18ZM45 181V180H44ZM74 181V180H73ZM72 181V182H73ZM95 182H96V180H94ZM93 181V182H94ZM135 181V180H134ZM1 182V181H0ZM56 182H57V180H56ZM59 182V181H58ZM57 182V183H58ZM78 182V181H77ZM16 183V182H15ZM141 183V182H140ZM6 183H4L3 185H5ZM8 184V183H7ZM17 185H16V190L15 191H17L16 192V196L17 195H19V200H20V194H22L24 197H27L26 195H27V191H26V188H27V186L26 185H24V187H21V185L19 184V182L18 183H16ZM22 184V183H21ZM26 184V183H25ZM75 184V183H74ZM77 184V183H76ZM76 184H75V186H76ZM1 185H2V182H1ZM2 185V186H3ZM34 185V184H33ZM39 185V184H38ZM47 185V184H46ZM56 185H58V184H56ZM78 186H79V184H77ZM115 185V184H114ZM211 185V184H210ZM8 185H5V187H7ZM26 186V187H25ZM55 186V184L52 186L53 188H55L54 190L55 191H57V192H59V190H60V188L59 187H54ZM233 186V185H232ZM5 187L3 188V191L5 190ZM28 187H30V185L28 186ZM121 187V186H120ZM140 187V186H139ZM2 188V187H1ZM8 188V187H7ZM99 188V187H98ZM97 188V189H98ZM122 188V187H121ZM124 189V188H123ZM141 190H142V188H140ZM149 189V188H148ZM147 189V190H148ZM8 190V189H7ZM6 191V190H5ZM62 191V190H61ZM67 191V190H66ZM133 191V190H132ZM56 192V193H57ZM75 192V191H74ZM80 192V191H79ZM135 192V191H134ZM143 192V191H142ZM122 193V192H121ZM3 194H4V192H3ZM54 194V193H53ZM80 194V193H79ZM130 194V193H129ZM5 195V194H4ZM61 195V194H60ZM144 195H145V193H144ZM72 196V195H71ZM1 197V196H0ZM44 197V196H43ZM54 197V196H53ZM65 197H66V195H65ZM122 197V196H121ZM28 198V197H27ZM129 198V197H128ZM38 199V198H37ZM56 199V198H55ZM61 199V198H60ZM1 200V199H0ZM18 200V201H19ZM27 200H29V199H27ZM62 200H63V198H62ZM71 200V199H70ZM74 200V199H73ZM154 200V199H153ZM17 201V200H16ZM21 201V200H20ZM64 201V200H63ZM62 201V202H63ZM156 201V200H155ZM51 202V201H50ZM54 202V201H53ZM69 202V201H68ZM2 203V202H1ZM74 203V202H73ZM10 204V203H9ZM22 204V203H21ZM24 204V203H23ZM131 204V203H130ZM75 205V204H74ZM134 205V204H133ZM59 206V205H58ZM62 206V205H61ZM135 206H136V204H135ZM23 207V206H22ZM63 207V206H62ZM18 208V207H17ZM78 208V207H77ZM19 209V208H18ZM22 209V208H21ZM36 209V208H35ZM82 209V208H81ZM10 210H12V209H10ZM25 210V209H24ZM33 210V209H32ZM61 210V209H60ZM59 210V212H63V210H61L60 211ZM153 210V209H152ZM4 211H5V209H4ZM57 211V210H56ZM53 208L52 209H49V211H48V214H47V216H48V219H50V223H51V227L53 226L55 229H56V231H57V234L56 235H58V241H56L57 242V244H58V242L60 241V242H62V243H60V244H63V242L66 240V238L64 239L63 237L66 235V233H68L69 234V236H70V233L72 232V229H69L68 227H66V225L65 224H60V223H64V222H60V220H57L58 222H60V223H55L54 222V218H53V216L54 215H57L58 216V214H59V212H58V214H56L57 212H56ZM78 211V210H77ZM131 211V210H130ZM62 212H61V215H62ZM74 212V211H73ZM144 212V211H143ZM20 213V212H19ZM68 213V212H67ZM78 213V212H77ZM81 213H82V211H81ZM169 213V212H168ZM12 214V213H11ZM26 214V216H27V220L26 219H23V220H26V221H21L22 222V228L20 229L16 224H14V223H11V227H12V232H11V229L9 230L11 233L9 234V233H5V235H4V237L2 236V239L0 238V264H37V263H39V261L40 262H42L41 261V251L42 250H39L36 246H34V244L36 243V240H40V243H42L41 245H43V247L45 246V247H48V246H46L45 245V238L43 237V235H42V230H41V228L39 227V224H37L32 218H31V215H29L27 212L25 213ZM34 214V213H33ZM63 214H64V218H66V215H65V213L63 212ZM20 215V214H19ZM60 214H59V217L61 216ZM84 214L82 213V216H83ZM22 216V215H21ZM63 216V215H62ZM68 217H69V214L67 215ZM76 216V215H75ZM81 216V217H82ZM11 217V216H10ZM33 217V216H32ZM74 217V216H73ZM85 217V216H84ZM171 217V216H170ZM178 217V216H177ZM262 217H264V216H262ZM261 217V218H262ZM61 218V217H60ZM75 218H77V217H75ZM173 218V217H172ZM230 218V217H229ZM40 219V218H39ZM78 219L79 220H82V219H80L79 218V216H78ZM165 220L167 219L166 217L164 218ZM174 219V218H173ZM78 220V221H79ZM175 220V219H174ZM56 221V222H57ZM61 221H62V219H61ZM74 221V220H73ZM176 221V220H175ZM260 221V223H259V230H258V232H259V237L257 236V238H258V240H259V238H260V241H261V244H262V246H264V219H262V220H259ZM80 222H82V221H79V223ZM148 222H149V220H148ZM43 223V222H42ZM67 223V222H66ZM178 223V222H177ZM180 223V222H179ZM141 224V223H140ZM257 224V223H256ZM45 225V224H44ZM58 225V226H57ZM71 225V224H70ZM69 225V223H68V226H70ZM183 225V224H182ZM223 225V224H222ZM72 226V225H71ZM70 226V227H71ZM83 226V225H82ZM229 226V225H228ZM52 227V228H53ZM182 227V226H181ZM187 227V226H186ZM9 228H10V223H9ZM174 228H175V226H174ZM188 228V227H187ZM229 228V227H228ZM86 230V229H85ZM187 230V229H186ZM206 230V229H205ZM5 231V230H4ZM73 231H74V229H73ZM140 231V230H139ZM6 232V231H5ZM77 232H79V231H77ZM81 232V231H80ZM211 232V231H210ZM55 233V232H54ZM63 233H65V235L62 237V234ZM48 234V233H47ZM185 234V233H184ZM191 234V233H190ZM201 234V233H200ZM258 234V233H257ZM215 235V234H214ZM68 236V235H67ZM86 236V235H85ZM176 236V235H175ZM188 236V235H187ZM213 236V235H212ZM220 236V235H219ZM74 238H75V236H74ZM80 239H82V237H79ZM111 238V237H110ZM202 238V237H201ZM247 238H248V236H247ZM56 239V238H55ZM68 239H70V238H68ZM71 239H72V237H71ZM222 239V238H221ZM74 240V239H73ZM83 240H86V239H83ZM248 240V239H247ZM66 242V241H65ZM47 243V242H46ZM49 243V242H48ZM179 243V242H178ZM200 243V242H199ZM199 243H198V245H199ZM68 244V243H67ZM197 244V243H196ZM249 244V243H248ZM41 245H39V247L41 246ZM64 245V244H63ZM63 245H61L60 247L61 248H65V247H63ZM71 245V244H70ZM230 245V244H229ZM67 246V245H66ZM211 246V245H210ZM44 247V248H45ZM68 247H69V245H68ZM180 247V246H179ZM211 247H214V246H211ZM230 247V246H229ZM243 247V246H242ZM67 248V247H66ZM216 248V247H215ZM187 249V248H186ZM248 249H249V251L251 252V253H253L255 256H257L258 257V261L260 262V263H258V264H264V249H262V248H256V247H254V245L252 244V243H250L249 244V246H248ZM49 250V249H48ZM62 250V249H61ZM68 250H69V248H68ZM82 250V249H81ZM5 251V255H4V252ZM164 251V250H163ZM185 251V250H184ZM207 251V250H206ZM113 252V251H112ZM209 252V251H208ZM8 253V255H6ZM49 253V252H48ZM63 253H66V252H64L63 251ZM201 253H202V251H201ZM238 253V252H237ZM23 255V257H22V259L20 258L19 259V255ZM72 254V253H71ZM79 254V253H78ZM245 254V253H244ZM253 254L251 255V256H253ZM73 255V254H72ZM80 255V254H79ZM92 255V254H91ZM190 255V254H189ZM19 256V257H18ZM215 256V255H214ZM222 256V255H221ZM224 256V255H223ZM226 256V255H225ZM87 257V256H86ZM91 257V256H90ZM93 257V256H92ZM77 258L78 259H80V256H78L77 255ZM225 258V257H224ZM232 258V257H231ZM42 259H43V256H42ZM65 259V258H64ZM81 260V259H80ZM90 260V259H89ZM193 260V259H192ZM219 260V259H218ZM232 260V259H231ZM242 260V259H241ZM82 261V260H81ZM91 262H92V260H90ZM185 261V260H184ZM211 261V260H210ZM217 261V260H216ZM228 261V260H227ZM247 261V260H246ZM66 261H64V263H65ZM203 262V261H202ZM208 262V261H207ZM79 263H80V261H79ZM84 263V262H83ZM246 263H248V262H246ZM60 264H62V262L60 263ZM68 264V263H67ZM69 264H71V262L69 263ZM218 264H220V263H218ZM257 264V263H256Z\"/></svg>",
	"mask_w": 264,
	"mask_h": 264
}]
</instances>
